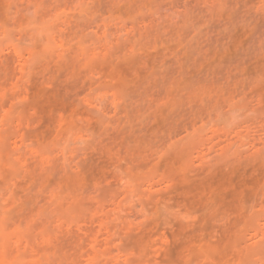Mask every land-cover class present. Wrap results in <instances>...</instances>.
<instances>
[{"label":"rangeland","instance_id":"374dc122","mask_svg":"<svg viewBox=\"0 0 264 264\" xmlns=\"http://www.w3.org/2000/svg\"><path fill=\"white\" fill-rule=\"evenodd\" d=\"M0 264H264V0H0Z\"/></svg>","mask_w":264,"mask_h":264}]
</instances>
